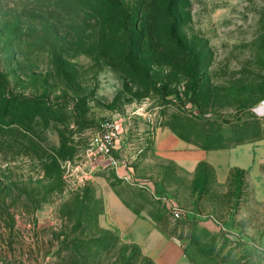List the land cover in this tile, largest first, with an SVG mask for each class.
I'll return each mask as SVG.
<instances>
[{
  "label": "rangeland",
  "instance_id": "rangeland-1",
  "mask_svg": "<svg viewBox=\"0 0 264 264\" xmlns=\"http://www.w3.org/2000/svg\"><path fill=\"white\" fill-rule=\"evenodd\" d=\"M113 1L122 14L95 0H0V113L6 99L45 101L16 124L0 118V264H154L120 232L125 209L193 264H264L260 242L239 236L264 228L263 213L234 206L220 227L227 201L204 167L190 180L156 156L168 131L193 149L264 143L251 113L264 100V0H181L174 45L159 38L171 16L138 11L161 0ZM112 123L114 166L96 152Z\"/></svg>",
  "mask_w": 264,
  "mask_h": 264
},
{
  "label": "crops",
  "instance_id": "crops-1",
  "mask_svg": "<svg viewBox=\"0 0 264 264\" xmlns=\"http://www.w3.org/2000/svg\"><path fill=\"white\" fill-rule=\"evenodd\" d=\"M156 156L171 163L190 180L196 179L198 170L204 167L213 184L210 191L219 192L221 199L227 201L221 205L222 208H228L226 213L222 212L224 217L219 221L214 220L220 227L224 228V224L231 221L230 217H234L230 214L234 206L246 208L252 215H264V143L247 142L213 150L193 149L187 141L168 131L160 134L157 139ZM238 175H241V185L235 183ZM146 188L150 195L155 196L152 186ZM168 203L166 201V206ZM106 208L108 213L111 212L110 199H106ZM122 211L121 220L124 222L118 221L117 225L120 232L128 234L132 242L140 247L142 254L154 264H191L180 244L167 238L152 219L132 210ZM240 213L239 211L236 216ZM229 231L234 233L235 230ZM239 236L258 244L260 242L259 245L264 250V228H245Z\"/></svg>",
  "mask_w": 264,
  "mask_h": 264
},
{
  "label": "trees",
  "instance_id": "trees-1",
  "mask_svg": "<svg viewBox=\"0 0 264 264\" xmlns=\"http://www.w3.org/2000/svg\"><path fill=\"white\" fill-rule=\"evenodd\" d=\"M100 1V4L103 5L100 9V13H105L108 11V13L114 14L118 13L115 15H120L122 14L121 12V5L118 4L117 2H114L113 0H95ZM181 4V0H161L160 4H154V3H146L143 2L139 5L138 11L140 13H149L151 14L152 10H155L153 12H159L163 13L165 12L166 15L171 16V18L168 21L169 27L166 36H159L160 39L166 38L169 42L174 43L177 41V28L175 25L177 24V15H178V9ZM150 5V6H149ZM111 9V10H110ZM114 9V10H113ZM153 14V13H152ZM177 18V19H176ZM158 38V39H159ZM43 99H29L27 97L25 98H11V99H6L4 108L0 113V118L3 120H8L10 121L9 125L11 124H16L19 120H21L23 117L26 118L28 115L29 110L38 108L44 104ZM50 107V106H48ZM34 114H36L35 110ZM34 115V116H35ZM250 142L248 140H242L235 142V145L243 144ZM221 148H227L225 146L223 147H216V148H204L205 150H213V149H221ZM1 149V148H0ZM47 159H44V161ZM52 163H56V160H52ZM76 196L80 199V202L78 204L79 210L77 212V221L82 222L84 214L87 212L89 207H85V201L87 200V194L84 193L83 195L81 193H77ZM185 255L188 257L189 261L191 264H193V259L191 255L189 254V251L184 250Z\"/></svg>",
  "mask_w": 264,
  "mask_h": 264
},
{
  "label": "built area",
  "instance_id": "built-area-1",
  "mask_svg": "<svg viewBox=\"0 0 264 264\" xmlns=\"http://www.w3.org/2000/svg\"><path fill=\"white\" fill-rule=\"evenodd\" d=\"M251 113L256 118L264 117V100L251 109ZM117 126L115 124L105 125L98 136L96 143V152L101 158L105 159L111 165H117L116 160L112 156V149H114V142L117 138ZM168 210L171 213V218L176 220L181 218V210L174 204L168 203Z\"/></svg>",
  "mask_w": 264,
  "mask_h": 264
}]
</instances>
